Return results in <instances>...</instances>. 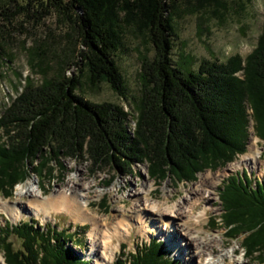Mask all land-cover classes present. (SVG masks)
<instances>
[{"label": "trees", "instance_id": "obj_1", "mask_svg": "<svg viewBox=\"0 0 264 264\" xmlns=\"http://www.w3.org/2000/svg\"><path fill=\"white\" fill-rule=\"evenodd\" d=\"M252 0H0V36L3 23L18 16L40 22L51 12L73 23L77 32V72L67 76L59 65L52 76L43 69L39 45L26 50L29 64L42 74L39 84L25 77L19 93L0 113V194L11 196L17 184L31 175L54 178L63 159H81L93 173L111 169L131 175L145 165L149 179L192 182L197 173L232 161L245 151L249 105L264 159V34L254 51L224 62L203 59L196 69L190 59L179 65L172 59L175 19L203 14L220 17L228 9L244 12ZM264 24V22H263ZM130 32L145 37L153 59L144 58L138 76L140 97L130 114L119 104L94 103L78 93L82 78L89 87L106 82L127 99L124 78L114 59L121 38ZM10 60L0 41V62ZM239 74V75H238ZM0 78H2L0 74ZM129 117L133 121L131 133ZM218 196L222 213L211 228L239 235L244 256L264 264V181L254 187L238 176L222 184ZM106 199H102L105 205ZM218 219V220H217ZM79 226L77 230H84ZM42 232L32 221L0 229L4 264H88L68 248L73 233L48 228ZM17 237L20 246L9 241ZM55 244H50V239ZM112 264H125L117 259ZM128 264H173L162 243L151 241L130 256Z\"/></svg>", "mask_w": 264, "mask_h": 264}, {"label": "rangeland", "instance_id": "obj_2", "mask_svg": "<svg viewBox=\"0 0 264 264\" xmlns=\"http://www.w3.org/2000/svg\"><path fill=\"white\" fill-rule=\"evenodd\" d=\"M24 0H18L20 4ZM264 22V11L259 6V0H252L246 5L244 12H238L234 9H228L220 17H213L207 13L182 15L175 19V38L173 42L172 59L174 64L179 65L182 60L190 59V66L196 69L199 62L203 59L216 60L224 62L227 58H221L222 47H230L226 42L228 40H240L252 34ZM5 31L0 36L3 43L4 54L10 60L8 63L2 59L0 62V113L10 101L19 93L24 85L25 77H29L34 83L39 84L42 74L37 69H32L29 64L27 49L34 45H39L44 53L45 61L43 69L50 77L63 65L64 72L67 76L75 74L77 68L72 65L77 61V32L73 23L59 18V16L51 12L46 15L42 21L35 22L26 16L16 17L11 24L3 23ZM154 51L150 43L145 37L135 36L130 32H126L121 38V45L114 52V59L122 74L127 88V99H123L115 94L106 82H100L96 87H89L86 78H82V85L78 89V93L86 100L94 103L109 102L123 106L125 111L130 114L133 112L135 101L140 97V86L138 76L140 72L141 62L144 58L153 59ZM239 55L244 58L248 55L245 47ZM239 75V74H238ZM246 114L248 123L246 126L247 138L245 141V151L241 155L225 164L219 165L213 169H204L196 174L192 182H176L174 178L165 182L153 181L146 174L145 165H136L132 168L131 175H117L111 182L108 180L114 176L111 169H104L101 172L93 173L89 163L81 159H63L62 167H56L54 178H41L40 186L36 176L31 175L24 183L17 184L11 193V196L5 197L0 194L1 201L17 206H27L29 203H36L31 197L25 193V186L28 182L34 183L39 190V194L44 198L57 196L59 192L68 193L74 183L89 184L90 199L88 210L96 214L103 223L110 227L115 223H120V235L113 241L116 247L114 255L108 254L106 264H112L120 259L125 264L130 261V256L135 255L143 250L151 241L162 243L165 254L173 261V264H184L185 248L179 247L180 241L175 239V224L161 225L155 227L154 224L148 226V229L142 230L134 221L127 219L131 215L133 207L132 200L128 197L131 191L141 193L145 184H152V193L149 196L150 202L158 204L162 210L168 212L169 207L177 205V203L187 197V194L199 184L201 175L205 173L224 172L240 161L244 155L248 153L250 141L255 142L256 151H259L258 158L254 164L242 165V167L232 169L224 175L218 186L212 191L207 202H202L197 211L206 208L207 213L202 217V236L208 231L212 236H220L222 244L217 247L224 252L235 248V258L239 264H257L249 261L244 256V250L241 247V238L239 235L235 239H230L225 235L226 229L218 225L212 229L211 223L214 219L219 218L222 213L219 192L222 190V184L231 177H237L239 180L246 178L251 186H255L264 181V159L262 158L263 141L257 138L253 130L252 111L246 104ZM132 111V112H131ZM133 121L129 117L128 131L131 133L133 129ZM69 189V190H68ZM100 192L99 195L96 193ZM170 196V202H165V197ZM102 199H106L105 205H102ZM120 213V214H119ZM124 214L125 217L121 216ZM32 221V225L36 226L42 232H46V226L56 231L64 230L67 233H73L71 242H67L68 248L78 254L79 258L88 264H95L94 257L90 255L91 244L89 240V224H81L74 222L71 216L63 211H50L49 215L34 214L32 212L22 216L19 220H12L4 213H0V229L7 222L9 225L18 226L23 222ZM218 220V219H217ZM121 221V222H120ZM127 221L130 226L127 225ZM79 226H85L84 230H77ZM153 226V228H151ZM165 227L168 231H165ZM200 227V228H201ZM127 229V232L124 231ZM200 237V236H199ZM50 244L55 242L51 238ZM11 244L18 248L20 241L13 234L9 237ZM176 243H175V242ZM218 243V242H217ZM216 248V250H217ZM100 252V250H99ZM228 255V254H227ZM203 258V256H202ZM228 259V258H226ZM0 264H4V258L0 252Z\"/></svg>", "mask_w": 264, "mask_h": 264}, {"label": "bare ground", "instance_id": "obj_3", "mask_svg": "<svg viewBox=\"0 0 264 264\" xmlns=\"http://www.w3.org/2000/svg\"><path fill=\"white\" fill-rule=\"evenodd\" d=\"M248 149V153L235 165L230 166L228 170L217 174L208 172L201 175L199 184L192 188L185 199L179 201L177 205L169 207L168 212L162 210L160 205L150 202L149 196L153 190L151 183L145 184L141 193L131 191L128 197L132 200L133 207L127 220L134 221L142 230L148 229V226H151V223L153 225L154 221L156 222L155 227L160 226L163 220L165 226L175 224V239L180 241L179 247L186 249L183 254L184 264H239L238 259L235 258V248L226 252L217 248L222 244L220 236H212L208 231L204 232L205 235L202 236L200 225H202V217L206 215L207 209L204 207L199 211L197 209L202 202H207L206 200L210 198L212 191L218 186L226 172L242 167V165L255 163L259 151H256L254 141H250ZM74 184L77 187L73 186L68 193L59 192L57 196L44 198L39 194L34 183L28 182L22 187V190L25 189V193L36 203L17 206L0 199V213H4L12 220H19L30 212L36 215L40 213L49 215L50 211H63L71 216L74 222L91 226L88 231L92 247L90 255L94 257L95 264H106L108 255L112 257L115 253L116 247L113 245V241L117 235H120V223L107 227L102 219L88 210L90 185L85 183ZM99 194L100 192L96 193V195ZM171 199L170 196H167L165 202H170ZM121 216L125 217L124 214ZM128 221L127 225L130 226ZM165 229L167 228L165 227ZM124 231L127 232V229Z\"/></svg>", "mask_w": 264, "mask_h": 264}, {"label": "clouds", "instance_id": "obj_4", "mask_svg": "<svg viewBox=\"0 0 264 264\" xmlns=\"http://www.w3.org/2000/svg\"><path fill=\"white\" fill-rule=\"evenodd\" d=\"M259 6L261 10L264 11V0H259ZM260 34H264V24L255 29L251 35L245 38L240 40H228L226 43L230 45V47H222L221 58H228L232 55L240 54L245 47L248 50V54H251L255 49Z\"/></svg>", "mask_w": 264, "mask_h": 264}]
</instances>
